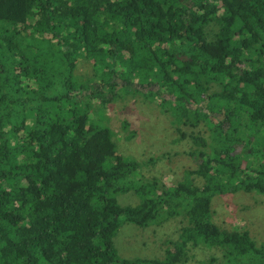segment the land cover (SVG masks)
I'll return each mask as SVG.
<instances>
[{"label": "trees", "instance_id": "16d2710c", "mask_svg": "<svg viewBox=\"0 0 264 264\" xmlns=\"http://www.w3.org/2000/svg\"><path fill=\"white\" fill-rule=\"evenodd\" d=\"M129 92L190 142L183 181L151 183L119 153L99 114ZM130 191L140 202L120 204ZM239 191L264 195V0H0V264H177L198 246L220 249L208 264H264V242L212 220ZM178 215L167 258L119 256L121 225Z\"/></svg>", "mask_w": 264, "mask_h": 264}, {"label": "rangeland", "instance_id": "374dc122", "mask_svg": "<svg viewBox=\"0 0 264 264\" xmlns=\"http://www.w3.org/2000/svg\"><path fill=\"white\" fill-rule=\"evenodd\" d=\"M75 75L78 78L92 77L91 62L79 58ZM119 79L115 80L123 86ZM156 86L153 89L157 91ZM148 97L134 92L118 96L99 117L104 116L105 123L112 129L119 153L135 159L137 168L144 171L151 183L171 186L183 181L185 172L196 169L197 162L186 154L191 148L190 142L180 137L177 127L172 124L173 117L165 113L158 101ZM182 129L187 134L193 128L185 126ZM191 179L196 184L201 181L197 176ZM117 199L122 205L140 202L132 191L119 194ZM211 210L213 222L221 228L247 231L258 245L264 242L263 194L239 191L217 195L212 199ZM187 223L184 215L175 216L161 226L140 228L124 223L114 237V245L123 258L165 259L168 250H173L172 242L178 240L181 228ZM188 254L187 262L177 264H208L211 255L221 257L220 249H204L202 246L192 248Z\"/></svg>", "mask_w": 264, "mask_h": 264}, {"label": "water", "instance_id": "95a60500", "mask_svg": "<svg viewBox=\"0 0 264 264\" xmlns=\"http://www.w3.org/2000/svg\"><path fill=\"white\" fill-rule=\"evenodd\" d=\"M119 81H120V79H119ZM156 88H158V86H156ZM242 151V147H239L237 150H236V152H234L233 154H235V153H240Z\"/></svg>", "mask_w": 264, "mask_h": 264}]
</instances>
